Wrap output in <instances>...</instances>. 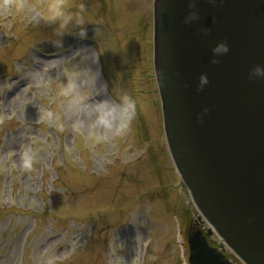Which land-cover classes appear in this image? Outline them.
Returning a JSON list of instances; mask_svg holds the SVG:
<instances>
[{
	"label": "rangeland",
	"instance_id": "1",
	"mask_svg": "<svg viewBox=\"0 0 264 264\" xmlns=\"http://www.w3.org/2000/svg\"><path fill=\"white\" fill-rule=\"evenodd\" d=\"M152 2L0 0V264H190L208 225L167 146Z\"/></svg>",
	"mask_w": 264,
	"mask_h": 264
},
{
	"label": "water",
	"instance_id": "2",
	"mask_svg": "<svg viewBox=\"0 0 264 264\" xmlns=\"http://www.w3.org/2000/svg\"><path fill=\"white\" fill-rule=\"evenodd\" d=\"M153 0V66L173 163L206 222L188 233L190 264H264V0ZM210 30L205 34L201 28ZM229 51L212 62L214 46ZM210 82L199 89L200 74ZM207 109V111H205Z\"/></svg>",
	"mask_w": 264,
	"mask_h": 264
},
{
	"label": "clouds",
	"instance_id": "3",
	"mask_svg": "<svg viewBox=\"0 0 264 264\" xmlns=\"http://www.w3.org/2000/svg\"><path fill=\"white\" fill-rule=\"evenodd\" d=\"M190 11L184 17V22L186 24H191L194 20H197L200 16V11L197 7V0H190ZM45 19L49 20L52 23L58 24V27L61 29L68 28L70 25L75 24L79 26V38L84 39L87 37V28L85 27L86 21L80 15L74 16L71 12L65 11L63 7L59 4L51 7L49 10V14L44 16ZM210 29L207 27L201 28L203 33H207ZM71 34V33H70ZM230 45L226 40H222L218 42L213 48V57L212 62L218 63L220 57L229 51ZM255 77H264V64H257L255 68L250 73V78ZM210 82L209 76L206 72L200 74L199 77V89H203ZM123 107L125 111L134 110L135 101L131 99V97L125 96L123 97ZM207 111V109H205ZM31 162L26 161V167H30Z\"/></svg>",
	"mask_w": 264,
	"mask_h": 264
},
{
	"label": "bare ground",
	"instance_id": "4",
	"mask_svg": "<svg viewBox=\"0 0 264 264\" xmlns=\"http://www.w3.org/2000/svg\"><path fill=\"white\" fill-rule=\"evenodd\" d=\"M198 222L201 223V220L198 219ZM202 226V225H201ZM219 244H220V241H219Z\"/></svg>",
	"mask_w": 264,
	"mask_h": 264
}]
</instances>
